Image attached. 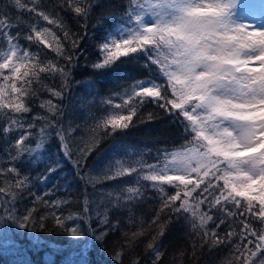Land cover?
Returning a JSON list of instances; mask_svg holds the SVG:
<instances>
[{
	"label": "snow or ice",
	"instance_id": "snow-or-ice-1",
	"mask_svg": "<svg viewBox=\"0 0 264 264\" xmlns=\"http://www.w3.org/2000/svg\"><path fill=\"white\" fill-rule=\"evenodd\" d=\"M102 7V0H53L50 5L44 0H6L0 9V156L6 161L0 164V212L6 214L0 221H11L19 229L31 225L35 230L38 225L45 231L52 223V230L77 241L87 237L104 244L119 230L120 221L111 216L127 209L131 220L134 204L152 190L159 207L150 224L159 231L146 246L150 264H161L164 253L156 241L174 215L192 225L201 247L231 245L228 264H264V227L254 226L264 225V29L238 23L235 0H126L104 30L97 46L101 59L92 67L132 64L140 74H125L130 83L100 101L102 115H92L91 124L74 126L70 121L65 126L64 112L52 100L40 107L55 119L37 114L28 121L30 97L36 95L34 84L42 74L63 79L60 90L47 89L57 100L63 101L68 91L84 37L72 32L64 17L86 29L89 17ZM45 49L58 59H47ZM148 106L171 117L183 141L179 148L158 149L152 162L140 151L126 160L113 153L96 175L81 174L102 140L155 119L153 112L141 116ZM80 128L84 133L77 140ZM53 133L59 141L55 154L46 147ZM120 152L129 156L123 148ZM63 160L94 189L125 176L134 177V183L102 188L92 199L85 195L82 210L64 215L62 206L71 205L70 200L45 199L55 195L57 185H47ZM38 163L44 165L40 174H27ZM40 185L44 189L37 194L32 189ZM25 192L33 199L21 212L18 204ZM226 224L228 231L221 235ZM142 235L143 229L131 236L123 233L124 244L114 250L113 264H123L124 245L132 248ZM33 242L41 243L38 236ZM132 264L142 261L137 257Z\"/></svg>",
	"mask_w": 264,
	"mask_h": 264
},
{
	"label": "trees",
	"instance_id": "trees-1",
	"mask_svg": "<svg viewBox=\"0 0 264 264\" xmlns=\"http://www.w3.org/2000/svg\"><path fill=\"white\" fill-rule=\"evenodd\" d=\"M53 0H44L46 5H50ZM6 0H0V9L3 8ZM103 7L96 11L87 20V27L82 28L70 16H65V23L71 28L72 32L79 33L84 37L81 41L80 48L77 49L78 55L75 57V64L72 66L71 75L69 77V88L65 93L63 101L57 100L47 90L55 88L60 90L64 83L59 74L45 75L42 74L41 80L34 84L36 95L30 97V107L32 111L26 114V119L31 121L33 115L55 117L48 113L46 108H41L40 104L46 100H52L54 104H59L64 112L63 123L65 126L71 121L73 125H83V120L79 119L72 112L75 108V102L72 95L77 92L83 93L89 100L91 106H95L92 101H101L102 99L114 96L123 90L124 86L130 83V79L126 73L139 75L141 69L138 65H121L108 70H96L92 64L99 62L101 59L98 44L104 35V30L113 23V14L119 15L123 8L122 4L126 0H102ZM15 11V10H13ZM103 13V19H101ZM24 22H28V17H24ZM84 21H81L83 24ZM62 37V32H57ZM69 51H72L71 45L65 42ZM42 47V46H41ZM37 49L33 46L32 51ZM82 50V51H81ZM47 53V59H58L55 53L44 50ZM59 63L67 68L66 62L59 59ZM71 104V107L69 105ZM72 108V109H71ZM149 112L155 114V119L147 123H137L136 126L125 130L123 133H117L114 137L106 138L101 141L99 147L89 156L87 160V168L82 170L90 171L97 164H102L99 160L100 152L107 147L113 145V142L131 146L144 154V158L152 162V158L157 155L158 149H168L172 151L179 148L183 143L180 133L171 122V117L166 115L162 110H156L153 106H148L141 111V116L146 117ZM83 117L82 113L79 114ZM42 122H38V125ZM37 132V130H33ZM84 133V129L80 128L75 133L78 140ZM36 137H33L32 146L35 144ZM59 141L54 133L48 138L46 147L56 149L59 152ZM36 170L42 171L43 164H36ZM60 175L49 181L47 187L52 188L53 184L57 185L55 195L45 197V199H68L71 205H63V214L67 215L69 210L79 212L83 207L85 195L89 199L95 197L96 192L100 189H110L113 187H123L126 183H134V177H128L123 181L116 180L104 182L96 185L94 189L91 184L82 181L76 176L75 169L72 164L62 161ZM64 172V173H63ZM127 177V176H125ZM67 184V187H63ZM43 185L32 190L37 194H42ZM170 192L174 189H169ZM24 201L18 204V208L23 212L25 206L31 205L32 197L28 193H24ZM159 207V201L152 190L146 193V199L137 202L131 209L132 219L129 220V211L124 209L116 212L111 216L113 221L119 220V230L110 233L104 244L85 237L83 240L77 241L67 236L63 232L52 230L53 224L49 223L48 230H40L39 226H35L33 230L30 225L28 229H19L17 224L7 221H0V264H81L82 259L87 260V264H113L114 250H119V245L124 244L123 233H131L140 229L144 230V235L134 243L132 248L124 245V254L122 256L123 264H132V261L139 257L142 264H150L151 250L146 248L147 244L157 235L159 229L150 224ZM6 215L0 212V216ZM218 215V214H217ZM164 219H167L165 217ZM163 222V221H162ZM218 222V221H217ZM210 224L209 227H214ZM254 226L259 229L264 227L254 222ZM238 230V227H237ZM228 231L227 224L222 225L219 230L221 235ZM38 236L40 244L33 242V237ZM238 239V238H237ZM156 243L160 246V250L164 253L161 264H228L232 260V246H220L218 248H209L208 245L201 247L200 236L192 230V225L188 223L182 216L174 215L172 222L166 228L164 235L158 237ZM87 244V248L84 245Z\"/></svg>",
	"mask_w": 264,
	"mask_h": 264
},
{
	"label": "rangeland",
	"instance_id": "rangeland-1",
	"mask_svg": "<svg viewBox=\"0 0 264 264\" xmlns=\"http://www.w3.org/2000/svg\"><path fill=\"white\" fill-rule=\"evenodd\" d=\"M234 12V18L238 23L244 24L246 26H249L250 30H260L264 29V0H235V7L233 9ZM73 101L75 102V108L72 109V112L75 114L76 117L83 120V123L87 121L89 124H91L90 117L92 115L100 116L102 113L98 111V105L100 101H92V103L95 105L94 107L91 106L89 100L86 98V96L83 93L77 92L76 94L72 95ZM71 107V104L69 105ZM82 113L83 117H80L79 114ZM114 144L107 147L106 149L102 150L99 155V160L102 162V164H97L95 167L90 169V172L92 175H96L101 168L104 167V165L107 163L108 158L113 153H118L117 156L118 159H135V156H132V153L136 152V149L124 145L119 144L118 142H113ZM125 149L128 151L129 156L124 157L123 153L120 152V149ZM49 152L52 154L57 153L56 149L48 148ZM6 163L3 156H0V164ZM36 164H31L30 167L32 171L30 173H27L31 175L32 177L37 176L40 174V171L36 170L35 168ZM60 170L54 175V178H56L58 175H60ZM64 173V172H63ZM128 177L119 178V180H116L117 182L123 181L127 179ZM108 182V181H106ZM55 200V199H51Z\"/></svg>",
	"mask_w": 264,
	"mask_h": 264
}]
</instances>
